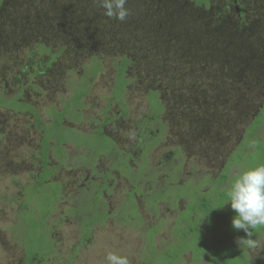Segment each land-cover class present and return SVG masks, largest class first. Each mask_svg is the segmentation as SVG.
<instances>
[{
	"label": "rangeland",
	"instance_id": "rangeland-1",
	"mask_svg": "<svg viewBox=\"0 0 264 264\" xmlns=\"http://www.w3.org/2000/svg\"><path fill=\"white\" fill-rule=\"evenodd\" d=\"M2 1L0 97L5 101L0 104V264H26L23 244L44 252V244L37 238L17 232L23 222H32L26 214L33 207L27 208L29 204L24 202L28 195L25 189L28 187L30 193L29 186L42 173V167L38 156L41 134L35 117L27 107L18 111L24 107H16L15 97L20 96L18 103L36 111L47 126L46 138L50 137L55 147L47 154L45 166L53 172L46 182L57 183L61 196L45 220L52 251L39 264H109V252L126 257L129 264H150L151 242L158 252H172V246L179 242L183 227H176L175 221L187 216L183 213L185 200L177 197L211 190L201 176L216 179L224 163L228 167L235 164L243 171L264 165V0H238L248 7L249 26L241 32L232 26L238 13L227 0H209L200 6L195 5L196 0H127L129 15L123 22L106 17L99 0ZM137 8L150 15L136 13ZM147 17L155 18L149 22ZM162 19L165 22L155 31L152 25ZM147 22L154 31L144 29ZM160 30L165 39H153ZM39 46L47 51L41 52ZM60 48L64 51L51 63L49 56ZM123 56L131 60L125 71L126 81L134 79L135 84L124 83V77L115 80L116 71L120 72L115 65ZM92 60L101 68L96 74L92 69L88 79L85 72L91 69ZM80 84L86 94L74 104L75 111L68 107L72 110L68 120L77 123L63 121L67 129L55 126L51 123L52 109L62 112L72 99L73 85ZM152 90L158 91L163 100L164 114L159 120L166 123L164 136L162 124L146 116V97ZM201 90L208 94L198 98L195 91ZM112 92L114 101L123 98L124 104H107L105 98ZM188 92L192 94L186 95ZM155 106L159 109L160 103ZM78 108L81 115L73 113ZM151 123L161 129L162 137L147 154V172L138 176L142 150L135 151L134 147L154 139L139 137L141 125L150 129ZM256 131L253 142L252 133ZM118 147L121 155L133 154L128 161L131 172L123 175L112 170L104 180L115 158L103 156L118 152ZM176 147L180 148L182 164L177 179L165 183L166 172L157 174V170L164 164L169 171L171 164L163 158L170 157ZM243 149L245 156L237 158ZM57 154L64 157L59 159ZM229 172L226 169L225 175ZM237 176L230 172V186ZM134 182L141 189L139 195L133 194ZM174 185L185 188L173 191ZM159 193L168 198L155 202L151 197ZM32 194L41 199L45 196L42 191L41 195ZM46 195L55 196L56 190L46 191ZM79 202L86 214L78 217L71 214V209ZM212 208L216 214L202 213L198 217L202 228L199 226L197 233L207 234L209 227L204 221L209 223L219 216L218 207ZM43 209L42 205L39 212ZM37 210L32 215H38ZM136 213L142 219L140 224L133 220ZM113 214L115 219L109 217ZM86 219V223L93 220V225L84 223ZM262 231L263 226H257L253 236L262 235L259 240L264 244ZM241 232L216 231L219 250L215 252V247L207 243L208 250L223 256L226 264H264V248L248 249V258L257 262L242 260L241 251H234L242 247L236 239L246 238ZM202 235H193L195 241L188 240L187 244L197 245V236ZM211 237L208 232L202 238L210 242ZM185 252L182 264H194L191 252ZM208 262L204 258L201 264Z\"/></svg>",
	"mask_w": 264,
	"mask_h": 264
},
{
	"label": "trees",
	"instance_id": "trees-1",
	"mask_svg": "<svg viewBox=\"0 0 264 264\" xmlns=\"http://www.w3.org/2000/svg\"><path fill=\"white\" fill-rule=\"evenodd\" d=\"M208 2H209V0H203V1L202 0H196L195 5L200 6L203 4H208ZM227 3L232 5L235 8L236 13H238V16L236 19L237 22L234 23L232 26L241 32L242 30H244L245 28H247L249 26L248 21H246L247 16H248L246 13V11H247L246 8H248V7H246L244 4L241 3V1L239 2L238 0H227ZM142 10H143V8L142 9L137 8L136 13L143 14V15H150L147 12H140ZM147 18H148V20L150 19L149 22H151V18H155V17H147ZM149 22H147V23H149ZM164 22H165V20L162 19V20L157 22L158 25H154V24L152 25L151 23H149L148 25L144 26V29L146 31H150V32H152L154 30L156 31V29H159L162 27V24ZM151 25L153 26L154 30L151 29ZM162 29L165 30L164 27ZM163 30L157 31V33L160 35H154L152 38L156 39V40L165 39V37L162 35ZM39 48H41L40 49L41 52L47 51V50L43 51V47L39 46ZM61 51H64V48H60L58 50L57 54L49 56L51 63L54 62L59 57ZM130 62H131V60L127 56H123L121 58L120 62L115 65L116 70L119 69V67H120V72L116 71L115 80L117 79V77L118 78L124 77V83H126V84L128 82L133 83V84L136 83V80H134V79H132L131 81H126V78H125L126 77L125 71H126L127 67L130 65ZM100 68H101L100 65L98 63H94V61H93V65H92L91 69L89 71L85 72V74H87V76H88V79L90 77L89 73L92 71V69L96 70L93 72L96 74L100 70ZM88 79H87V82H88ZM73 87L75 88V90H74L72 99L70 101L66 102V105L63 107L64 110L62 112L58 113V112H56L55 109H52L53 120L51 123L54 124L55 126H60V125L63 126V124H62L63 121H65L66 123H72V122L77 123L75 121L68 120V116L72 110L75 111V109L73 108L74 104H76V102L78 103L82 100L81 98L86 94V91L84 89V86H82L81 84L78 87L73 85ZM114 89H115V87H113V90ZM201 89H203V88H201ZM195 92H196L198 98H202L205 94H208L203 90L195 91ZM189 94H192V92L186 93V95H189ZM18 98L19 97L14 98L15 100H13V103L16 104V107L17 106L24 107V109L23 108H22V110L18 109V111H25L26 110L25 107H27V109H29L32 112V115L35 117L36 128L39 130V133L41 134L40 135L41 141H40V154L39 155H40L42 173L37 176V180L34 182V184L29 186L30 193L27 190L28 187L25 189V191L28 193V195H26L24 202H25V204H29L27 206V208L33 207L32 210L26 211V214L34 213V211L37 210L36 208L39 207L41 209L42 205H43L44 209L42 210V212H39L40 209H39V211L37 210L38 215H31V216L28 215L32 219L31 224L23 223L22 226H20L19 229L17 230L18 233L25 231V233L28 236H30V235L34 236L35 238H37V240L40 243L44 244V247H43L44 252H39L40 250L34 251V249L31 248L30 246L25 247V245L23 244V249L25 251V256H26L25 263L26 264H39L40 261L47 258L52 251V246H51L52 243H51V239H49V232H47V227L45 226V220L47 219L50 211L53 209V206H54L57 198L61 196V194H60L61 189L57 183L46 182V180L48 178H50V176L52 175V172H53L52 169H50V168L48 169L45 166L46 163H48L47 162L48 161V159H47L48 155L47 154L49 152H51V150H53V147H54V145L51 144L52 140L50 139V137L46 138V136L48 135V134H45V131L47 132V130H46L47 126L42 122V120L39 118L38 114L36 113V111L32 107L18 103ZM105 99L109 100V101H107V104L114 103V102L117 103V100L114 101V99H113V92L108 98H105ZM122 99L117 104H121V103L124 104V101ZM1 101H4L2 99V97H0V104H2ZM146 101H147V110H148L146 113V116L153 117L154 119L158 120L159 123L162 124L161 125V129H162L161 135L164 136L163 133L166 130V123L159 120L161 118L162 114H164L163 113L164 107L162 105V101H163L162 97H160L158 91L152 90V91H149V96L146 97ZM204 102H205V100L202 99L201 104H204ZM159 103H160V108L158 109L155 106V104L159 107ZM173 103H175V102H173ZM152 104H153V106H152ZM69 105L71 106L72 110L68 109ZM81 107L82 106H80L79 108H81ZM79 108L76 111L77 113L76 112H73V113L77 114V115H81L79 113ZM15 110H17V109H15ZM258 110L256 111V114L252 115V118L250 119L251 124H253V122H255V119L258 117V115L260 113V109H258ZM152 112L154 113V116H151ZM142 121H144V120H142ZM149 121L154 122V120H149ZM107 122H112V120L107 121ZM147 122H148V119H147ZM75 125H77V124H75ZM152 127H155L156 130L152 131ZM62 128H66V127L63 126ZM68 129H70V128H68ZM255 129H258V128H255ZM160 130H157V127L154 123L150 124V129L148 128L147 125L145 127L143 125H141V131H140L139 137L141 138V137L147 136V137H152L154 139L152 141H143L141 145L136 144L134 147L135 151H136V149L142 150L141 151V157L138 158L140 160V164H138V167H137L138 168L137 169L138 176L142 175L144 173V171L147 172V170L145 169L147 166V163H148L147 154L150 150H152V151L154 150L155 145L157 143V140L161 136V135H159ZM147 131L151 132L152 134H156V133H158V134L155 136H151V135H148ZM257 131L252 133L253 142L256 141V139H257L256 138ZM156 136H159V137H156ZM244 136H245V134H244ZM138 142H140V139L138 140ZM144 142H150V143L149 144H143ZM131 152H133V150ZM245 152H246L245 149H243V151H241V154H239L237 156V158H241V156H245L244 155ZM171 153H172V155L171 154L170 155L172 156V158L170 155H169L170 157H167L166 159L163 158L164 161L171 164V166H169V168H168L169 171H166L167 167H165L162 162H160V164H163V169H161L162 165H160V167L157 170V174L158 173L163 174L166 172L165 173L166 174L165 183H169V182L175 181L177 179L178 172H179V169L181 167L182 160H183V157L180 156L181 151H180L179 147H176L174 150L171 151ZM62 154H63V152H62ZM62 154L61 155L57 154V155H55V157L61 159L64 157V156H62ZM121 154H122L121 150L118 149V152H112L111 154H106L105 156H103L104 158H106V156H108L110 158H112V157L115 158V161H113L114 165L112 166V168H110L108 170L107 173H105L104 180L108 177L109 173L112 170H117L118 173H121L123 175L124 174L128 175L131 172V169L128 165V161L131 159V157H133V154H125V153L123 155H121ZM85 162H86V160L83 161V163H85ZM231 166L232 167H228L224 163L223 167L221 169V173L219 174V177L212 180V181H210L209 176H207V175L201 176L203 178L202 183H209L212 186L211 190L208 193L199 194L198 192H195V193H192V195L188 196V197H187V195H183L182 197H177L179 200H181V199L185 200V202H186L185 207L186 208L184 209L183 213L187 216L183 220L181 218H176V221H175L176 227L179 225H182V227H183L182 230L180 231L179 242L177 241V244L175 243L172 246V248H173L172 252H165L166 250L158 252L154 249L153 243L151 242L149 244V250H150L149 258L146 256L148 258L147 260L149 261L150 264H182L183 260L181 259V254L185 251H188V250L193 251L192 256L195 259L194 264H201L199 261H200V258H202L204 255L210 256V260H209L208 264H226L222 259L223 256L215 253V252H218V250H219L218 246L221 244L216 238V236H217L216 231H219L222 229L224 233L226 231H229V234H232L235 231V229L232 227V218L235 214H234V211L231 209V207L228 206L226 201L228 199L227 198L228 192H229L230 187H231L229 185V182L232 181V178H233V177H230V172H233V173H236L237 175H239V173L243 171V169H238V167L235 164L234 165L232 164ZM234 168H236V169L234 170ZM226 169H230V172L225 175ZM232 170H234V171H232ZM233 180H235V179H233ZM53 184H54V186H53ZM132 185L134 186V189H135V192H133V194L139 195V192L141 190L139 187V184L134 182ZM231 185H232V183H231ZM223 186H227V187H223ZM182 188H185V186L183 187V185H174L173 191H178V190H181ZM198 188H199V186L197 187V190H198ZM216 188H218L219 190L215 191ZM51 190H56V195L49 197L48 195H46V191H51ZM41 191H42V195H45V196H42L43 199L32 196V195H34V194H32L33 192H37V194L41 195ZM151 198H153L155 202H160L164 198H168V195L159 193V194H156L155 196H153ZM38 202H41L42 205H38ZM172 202H174V206L177 205L175 201L172 200ZM212 205L218 207L217 214L219 216L217 218H214L213 219L214 221H212V222H210V221H209V223L206 222L208 225L207 227H209L208 232L212 233V237L210 239V242H206L202 238L204 235L208 234V232H206L207 234H203L202 237L197 236L200 240V242L197 245L193 246L194 243H193V245H190L189 243L187 244L188 240L193 241V242L195 241V239L192 240V238H191L193 235L196 236L199 234V233H197L198 229L195 228V225L197 224L198 217L199 216L202 217V215H203L202 213L213 212V214H216L215 210H213V208H212ZM84 209H85V211L88 209V205H86V202H84ZM222 213H227V217H225L224 214L222 215ZM71 214H75L76 216L79 217V216L84 215L86 213L83 212L82 209L80 208V202H79L74 208L71 209ZM192 216L194 217V220L191 222L189 218H191ZM109 217H111L112 219H115L114 214L109 216ZM104 218L106 219L107 216L104 215ZM133 220L137 221L139 224L142 223V219L138 213H136V215H134ZM86 221H87V219L85 220L84 223H86ZM94 221H98V220H94ZM86 224L88 226H92L93 220H91V222L89 220ZM221 224H224V225L218 226ZM37 227H38V232H35V229ZM83 230H85V229H83ZM236 231H238V230H236ZM239 231H242V230H239ZM241 233H244V232H241ZM215 234H216V236H215ZM188 235L190 237H187ZM242 235L245 236V233ZM184 240L186 241L185 244L180 245L179 243L181 241H184ZM207 243L209 245H212L215 247L214 248L215 252L211 253L208 250ZM234 246H237V245H234V243H233L232 247L235 248ZM223 248H228V247L224 246ZM234 251H241L242 258H240V259H242V260L245 259L247 261L256 262V260L253 261V260H250L248 258L249 257L248 256V249L244 248L243 246L239 249H234ZM211 258L213 261L211 260Z\"/></svg>",
	"mask_w": 264,
	"mask_h": 264
},
{
	"label": "clouds",
	"instance_id": "clouds-1",
	"mask_svg": "<svg viewBox=\"0 0 264 264\" xmlns=\"http://www.w3.org/2000/svg\"><path fill=\"white\" fill-rule=\"evenodd\" d=\"M126 3L127 0H99L100 7L104 9V15L121 22L129 15L125 7ZM227 203H230L235 213L232 218V227L238 231L242 230L246 236V238L236 239L238 247L243 246L250 250L264 248V244L258 238H253V230L257 226H264V165L239 173L230 187ZM27 215L31 216L32 213ZM106 259L109 264H129L126 257L112 252L107 254Z\"/></svg>",
	"mask_w": 264,
	"mask_h": 264
},
{
	"label": "flooded vegetation",
	"instance_id": "flooded-vegetation-1",
	"mask_svg": "<svg viewBox=\"0 0 264 264\" xmlns=\"http://www.w3.org/2000/svg\"><path fill=\"white\" fill-rule=\"evenodd\" d=\"M112 139H114L113 137H111ZM114 141H115V143L117 144V142H116V140L114 139ZM246 151V150H245ZM223 166V165H222ZM222 168V167H221ZM221 170V169H220ZM219 177V175H217L216 176V178H218ZM194 220V217L192 216L191 217V219H190V221L192 222ZM202 223V222H201ZM201 223L200 222H197V224H196V227L195 228H197V229H199L200 227L202 228V226H201ZM204 223H205V225H207V223H206V221H204ZM200 226V227H199ZM208 226V225H207ZM198 233H200V234H204V232L203 233H201L200 231L198 232ZM262 233H264V226H263V231L261 232V234ZM187 237H190L189 235L187 236ZM242 237V236H241ZM253 238H258V239H262V235H255ZM185 240L184 241H181V244H185ZM188 251H190L191 252V254L193 253V251H191V250H188ZM186 252H183L182 254H181V257H183L184 256V254H185ZM192 258H193V256H192ZM204 258H208L209 260H210V256H208V255H204L202 258H200V263H202V261L204 260ZM264 259V254L261 256V259ZM183 260V259H182ZM195 261V259L193 258V262ZM257 262V261H256Z\"/></svg>",
	"mask_w": 264,
	"mask_h": 264
},
{
	"label": "crops",
	"instance_id": "crops-1",
	"mask_svg": "<svg viewBox=\"0 0 264 264\" xmlns=\"http://www.w3.org/2000/svg\"><path fill=\"white\" fill-rule=\"evenodd\" d=\"M3 1H5V0H3ZM1 5H2V4H1ZM1 5H0V7H1ZM18 97H19V98H18V100H19V99H20V96H18ZM15 98H17V97H15ZM4 101H5V100H4ZM24 105H25V104H24ZM3 106H4V105H3ZM3 106H2V107H3ZM6 107H7V106H6ZM260 108H261V106L259 107V109H260ZM257 110H258V109H257ZM39 154H40V151H39V153H38V156L40 157Z\"/></svg>",
	"mask_w": 264,
	"mask_h": 264
}]
</instances>
